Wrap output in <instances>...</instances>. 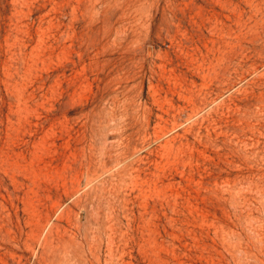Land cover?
I'll use <instances>...</instances> for the list:
<instances>
[{
    "label": "rangeland",
    "instance_id": "1",
    "mask_svg": "<svg viewBox=\"0 0 264 264\" xmlns=\"http://www.w3.org/2000/svg\"><path fill=\"white\" fill-rule=\"evenodd\" d=\"M0 264H264V0H0Z\"/></svg>",
    "mask_w": 264,
    "mask_h": 264
}]
</instances>
